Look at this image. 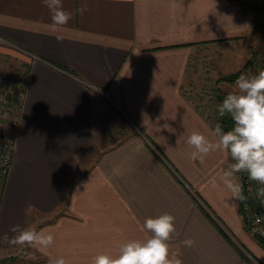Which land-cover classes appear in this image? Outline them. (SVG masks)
<instances>
[{"label": "crops", "instance_id": "obj_1", "mask_svg": "<svg viewBox=\"0 0 264 264\" xmlns=\"http://www.w3.org/2000/svg\"><path fill=\"white\" fill-rule=\"evenodd\" d=\"M84 4L63 0L73 16L54 32L42 0H0V35L10 43L0 46L1 80L23 91L0 234L20 224L55 236L43 252L0 245V264L57 256L90 264L146 239L145 219L165 213L175 217L170 255L182 264H264L240 201L208 184L230 155L217 151L201 163L186 143L193 131L211 139L216 124L186 80L214 72L217 81L237 68L234 49L253 40L255 13L230 0H86L81 14ZM243 53L248 59L250 47ZM186 238L193 247L183 246Z\"/></svg>", "mask_w": 264, "mask_h": 264}, {"label": "clouds", "instance_id": "obj_2", "mask_svg": "<svg viewBox=\"0 0 264 264\" xmlns=\"http://www.w3.org/2000/svg\"><path fill=\"white\" fill-rule=\"evenodd\" d=\"M51 14V28L55 32L67 25L73 14L65 10L63 0H42ZM87 11V4L80 12ZM58 41L63 36H57ZM235 91L229 92L218 104L219 117H230L231 129L225 131L221 123L210 130V136L193 131L187 138V145L194 151L191 159L204 162L210 153L222 151L230 155V163L218 175L208 181L211 189L223 188L235 200L243 201V185L239 173H246L249 181L256 182L258 198H264V67L255 73H242L235 80ZM27 220L25 224H27ZM144 229L150 234L146 239H132L122 242L115 254L101 253L92 257L90 264H182L170 255L169 240L175 233V217L165 213L145 219ZM8 233L0 234V245L23 247L45 251L55 241L48 228L37 230L31 226L14 225ZM183 246L191 248L195 241L186 238ZM31 258V257H29ZM48 264H68L63 256L50 257Z\"/></svg>", "mask_w": 264, "mask_h": 264}, {"label": "rangeland", "instance_id": "obj_3", "mask_svg": "<svg viewBox=\"0 0 264 264\" xmlns=\"http://www.w3.org/2000/svg\"><path fill=\"white\" fill-rule=\"evenodd\" d=\"M241 2H243L245 7H247L248 9L252 10L255 13V27H254V36L252 38L253 40H251L248 45L239 44L237 48L234 49V50H239L237 51L238 52L237 57L238 56L241 57V58L239 57V60H238L239 62V64L237 65L238 67L234 68V70L231 72H222L223 76L217 81L212 76L214 72H211L212 75H207L209 72H207V74L206 72H191L190 73L191 77L190 78L188 77V80H186V87L189 89L190 95L194 98V100L196 102L200 101L201 103L207 104L211 107L210 111L212 112V116L216 119V121L214 120L215 123H217L219 120H222V118L219 117L218 115L216 106L222 103L224 97L229 92L235 91L234 82L238 78V76L242 73H255L261 67H264V0H241ZM247 47H250V54L248 56V59L244 60L243 51L245 50L246 52ZM229 48L230 47L228 46L226 50H228ZM216 74H219V73L215 72V75ZM210 77L214 78L213 80H211L213 82L206 80V79H210ZM200 78H203L205 80L200 81L199 80ZM1 79L3 78H1L0 76V89L6 88L7 90L9 89L14 90L13 88L16 86L14 85L15 82L13 79L12 80L10 79L1 80ZM192 80H196L195 83H193ZM19 84L18 86L22 90V87ZM205 86L207 87L205 88ZM94 91L97 92L96 90ZM97 93L99 94V92ZM101 99L103 100L102 101L103 104L107 106L109 110H115V111L118 110L117 103L111 98L104 96ZM20 108H21V105H19L15 109L18 114H20ZM231 162L233 163L232 160ZM238 175L240 177V182L244 187V191L247 192L248 197L254 198L258 204L261 201L264 205V198H258L256 195V190L259 187V185L256 182L249 181L246 173H239ZM242 177L245 178V180L242 179ZM180 180H182V178H180ZM185 183L186 182L184 181V184ZM186 185L188 186L187 183ZM2 186H3V177H0V194H1ZM190 190H191L192 195L196 197V199H198L199 201L200 199H199V196L196 194V192H194V190L191 188ZM244 205H243V208H244V211L246 212L244 213L243 216L245 217V223L247 224L252 221L251 217L253 216V210L250 208V206L247 205V203ZM263 222H264V219H263ZM253 234L255 235V233Z\"/></svg>", "mask_w": 264, "mask_h": 264}, {"label": "built area", "instance_id": "obj_4", "mask_svg": "<svg viewBox=\"0 0 264 264\" xmlns=\"http://www.w3.org/2000/svg\"><path fill=\"white\" fill-rule=\"evenodd\" d=\"M9 45V41L0 35V46L5 47ZM91 88L99 92L103 97L110 98L108 92L101 91L96 86H91ZM13 89H0V177H3V182L12 166L16 146V134L20 114L15 109L21 105L23 99L21 88ZM242 179L245 180L243 177ZM251 220V231L258 234L264 240V222L257 210H253Z\"/></svg>", "mask_w": 264, "mask_h": 264}, {"label": "trees", "instance_id": "obj_5", "mask_svg": "<svg viewBox=\"0 0 264 264\" xmlns=\"http://www.w3.org/2000/svg\"><path fill=\"white\" fill-rule=\"evenodd\" d=\"M230 1L234 2V1H241V0H230ZM234 76H236V75H234ZM218 122L222 124V126H223L225 131L231 129V127H232V121H231L230 117H228V116L223 117L222 120H219ZM243 194L245 196V199L243 201H240V211H241L242 215H244V213L246 212V211H244V208H243V205L246 204V203H247L248 206H250V208L252 210H256L257 206H260V205L264 206L261 201L258 204L257 201L254 198H252V197L249 198L248 195H247V192L244 191V187H243ZM244 220H245V217H244ZM250 225H251L250 223H247V224L245 223L246 228L249 229V230H251V226ZM255 236L264 245V240L256 233H255Z\"/></svg>", "mask_w": 264, "mask_h": 264}, {"label": "water", "instance_id": "obj_6", "mask_svg": "<svg viewBox=\"0 0 264 264\" xmlns=\"http://www.w3.org/2000/svg\"><path fill=\"white\" fill-rule=\"evenodd\" d=\"M257 212L262 215L263 219H264V206L260 205V206H257L256 208Z\"/></svg>", "mask_w": 264, "mask_h": 264}]
</instances>
